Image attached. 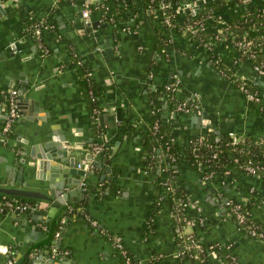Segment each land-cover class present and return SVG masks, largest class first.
I'll return each mask as SVG.
<instances>
[{
	"label": "crops",
	"instance_id": "obj_1",
	"mask_svg": "<svg viewBox=\"0 0 264 264\" xmlns=\"http://www.w3.org/2000/svg\"><path fill=\"white\" fill-rule=\"evenodd\" d=\"M143 1L132 0L137 10L135 20L121 18L115 20L114 26L106 23L104 28H97L99 32L87 33L77 18L78 9L61 0H21L17 9L11 8L6 0H0V102L8 89L26 87V94L36 101L33 107L37 110L33 112L30 108L24 115L17 111L9 131L3 134L1 127L6 120V109L0 104V177L8 169L12 176L15 174L20 166L19 156L15 155L19 150L25 148L27 154L31 143L51 133L82 143L71 148L69 154L75 165L87 160V154L91 155L88 160L99 164L92 165L86 175L78 177L79 186L86 194L77 203L66 204L57 211L41 202L22 200L34 203V210L46 213L36 216L39 219L35 226L39 231L29 225L23 227L24 232L17 230L18 220L11 217L13 211L6 210L2 214L3 209L0 210L1 264H6L7 260L16 264L18 255L19 264H26L27 257L23 255L31 257L42 251H47L58 264H121L115 249L88 225L84 214L97 220L142 264H147L153 252L158 253L161 264H190L181 263L177 257L175 222L171 215L173 201L163 188L166 173L160 167L150 171L141 163L150 119L153 115L160 116L171 123L173 141L179 146L189 145L190 140L205 134L207 128L216 134L264 136V114L259 113L254 103L247 101L226 76L220 75L219 68L211 65L205 46L194 43L188 33L178 29L169 34L171 45L166 57L155 49L158 18ZM207 1H192L197 7L195 13L202 10ZM250 2L264 4V0L245 1ZM241 9L242 6L222 10L220 15L228 20ZM99 13H92L97 21ZM25 14L53 25L52 30L40 34L41 41L49 47L48 53L42 54L37 39L28 36ZM185 14L179 11L178 25L184 23ZM58 21L63 24V31ZM127 27L133 32L129 33ZM65 30L74 31L73 41L64 36ZM96 34L99 35L97 41ZM108 34L112 35L109 57L100 47L109 40L105 36ZM11 45L15 46L10 48ZM68 50L90 66L92 79L99 88L94 117L85 109L75 70L65 64ZM213 53L230 65L224 48L214 44ZM234 66L237 77L254 76L248 61L237 59ZM174 75L181 81L177 97L195 96L209 126L196 120L194 114H175L165 99L161 114L157 110V114L154 113L148 91L169 82ZM255 83L264 97V77H256ZM35 112L42 118L38 119ZM93 144L103 146L100 154L91 153ZM177 170L176 184L182 183L187 190V215L192 221L185 226V234L194 233L204 244L231 245L240 264H264V242L237 231L221 203L223 198L249 201L254 197L257 203L253 215L264 227V179L237 170L222 177L192 167L183 160L178 161ZM38 180L46 183V180ZM89 193L92 197L88 204L85 199ZM21 213L26 215L29 211ZM150 217L153 227L146 233L145 224ZM198 218L203 219L201 226ZM30 249L34 251L29 253ZM226 255V250L224 255H211L207 263L228 264L224 259Z\"/></svg>",
	"mask_w": 264,
	"mask_h": 264
},
{
	"label": "built area",
	"instance_id": "obj_2",
	"mask_svg": "<svg viewBox=\"0 0 264 264\" xmlns=\"http://www.w3.org/2000/svg\"><path fill=\"white\" fill-rule=\"evenodd\" d=\"M8 5L10 7H18V4L21 2V0H6ZM60 1V0H58ZM67 3L74 8L78 9V12H80V20L82 23V26L87 27L89 25V17L91 15H94L92 13H95L97 11L101 12L100 19L97 21L96 27H99L101 23L105 22V16L110 15V9L112 5L117 4L118 6H122L124 8L129 7V4L133 3L132 0H65ZM153 1V0H151ZM194 0H181V2L178 5V13L179 11H184L185 18L184 23L180 26H182V30L186 33L191 34L190 39L193 38V36L196 35L197 30L200 29V31H206V32H212L213 36L210 38V41L207 43L202 44L201 46H205L206 49H210L211 44H216L222 46V43H224L228 36H231L232 33L227 27H223L228 20L224 18V16H220V20L217 21V25L213 27L207 26V22L215 19L216 15L210 14L207 17H203L199 20H193L191 19L190 22H186V17L190 13L192 15L195 14V7L192 5ZM187 3H189V6H187ZM263 4V3H262ZM264 5V4H263ZM171 7V4L165 0H160L158 5L156 7L149 6V10L152 11L157 18H161L162 22L166 25V27L169 29H172L174 24L172 22V16L171 13L168 12V9ZM132 9V8H131ZM191 11H194V13H191ZM95 16V15H94ZM96 18V17H95ZM188 19V18H187ZM131 21V19H129ZM193 21V22H192ZM109 24L112 26L116 25L115 22L111 17L108 18ZM54 27L51 23L43 20V19H34L32 22L28 23L25 26L26 31L32 35L35 39H37L38 47L41 50L42 54L48 53V49L40 42V34L41 31L44 30H52ZM173 30V29H172ZM172 30H170V33H172ZM127 31L130 33L133 32L131 27H127ZM169 33V34H170ZM60 37V35H58ZM244 39L236 41L235 47H237L241 51L242 56H248L249 59H253L256 56V53L258 51L262 50V43H256L251 39H248L246 36H248V32H245L243 35ZM210 47V48H209ZM226 49V48H224ZM246 56V57H247ZM211 63H213L216 67L219 66V59H209ZM236 63V61L234 62ZM76 64L80 65L81 60L77 59ZM263 64H255L252 66V70L255 72L254 76L252 78L249 77H240L242 80H249L252 83L255 82L256 77H264V68ZM219 73L221 76H226L225 72L223 70L219 69ZM86 75H90V73H87ZM149 78H152V75H149ZM181 81L180 78L177 75H174L173 78L163 84L162 89V95L161 99L164 97L169 96L170 94L176 95L177 92L180 90ZM238 91L244 96V98L249 101L250 103H257L261 101V93H258L257 91L250 90L246 82L244 81L237 87ZM15 95L16 92L14 89H8L6 93H4L1 97L0 104L4 105L6 109V120L4 124L1 127V131L3 134L7 133L9 131L11 121L16 118L18 115L16 106H15ZM172 110L175 112V114H181V113H189L194 114L195 116H198L200 118V121L203 125H206V119L203 117V111L202 108L198 102V100L195 98V96L190 97V99H184L181 102H178L175 107L172 108ZM154 111V110H153ZM152 111V112H153ZM93 113H97V109H93ZM154 113L157 114L156 110ZM158 128V120L156 119L153 121L152 129L155 131ZM208 131H212V129H208ZM230 138V145L233 146L232 150L236 151L235 155L231 162L234 166L226 168L220 176H226L230 174L232 170L240 171L246 175L254 176L262 178L264 177V165L261 164L259 161H255L252 158L257 157L258 155L256 153L252 152V149L254 147H258L264 151V136H257L248 138L247 137H239L236 136L234 133H229ZM189 144L193 146L194 149H197L201 147L202 145H205L207 148L211 149L212 152L210 154V159H217L219 155V145H220V138L218 136H214L211 141H209L208 138H206L203 135H200L192 140L189 141ZM169 148L168 145H166V150ZM103 150V146L101 144H93L91 148V153L94 155L100 154ZM250 154L251 156L247 158L246 160L242 159L243 155ZM158 162L166 161L163 167L161 168L162 171L166 173V178L163 182V188L165 192L168 193L171 200L173 201V213L171 214L173 216V220L175 222L174 232L176 236V244H177V257H183L184 255L188 254L189 257H192L194 259H198L200 256V261L204 262V259L206 257H209L211 255L218 254L216 252V248H225L227 251V263L228 264H240L238 261V258L232 253L231 245L228 244H209L205 245L201 240L192 233L185 234L184 228L185 225H191L192 221L189 219V216L187 215V207H188V201L187 197L183 198L179 195H177V187L176 184V177H177V169H173L172 171H169V161H175L176 157L172 154L165 153V151H160L158 153ZM76 168L81 169L84 172L89 171L92 168V163L90 160H85L82 163H76ZM168 173V174H167ZM251 192H253V188L251 189ZM249 201L244 200H233L228 198H223L221 200V203L223 207L228 211V214L230 218L233 219L237 231H241L249 235L253 239L261 240L264 242V227L257 222L254 221V215H253V209L256 206V201L251 204L249 209H245L244 206L247 205ZM35 208V204H29L27 202H22L18 199L14 198H5L1 197L0 199V210L5 209L9 211H19V212H25L30 211ZM85 221L88 223L90 227H92L98 234L102 235L106 241L110 243V245L117 250L119 253H121L125 258V264H132V258L127 255V249L124 247V245L116 240L115 237L110 235L103 227L102 225L95 219L90 218L86 214H84ZM198 224L201 226L203 224V219L198 218L197 220ZM183 223V224H182ZM57 232L55 233V237L57 236ZM137 264H142L139 260H136ZM6 264H11V260H7ZM208 264V263H204Z\"/></svg>",
	"mask_w": 264,
	"mask_h": 264
},
{
	"label": "trees",
	"instance_id": "obj_3",
	"mask_svg": "<svg viewBox=\"0 0 264 264\" xmlns=\"http://www.w3.org/2000/svg\"><path fill=\"white\" fill-rule=\"evenodd\" d=\"M160 0H144L143 4L147 5L148 7L151 6L156 7L158 5ZM171 4V7L168 9V12L171 13L172 16V22L174 24L173 30L169 29L166 27V25L162 22L161 18H158V22L156 24V29H155V49L163 55V57H166L168 54V47L171 45V39L169 37L170 30L176 31L178 29H181L182 26L177 24V18L179 16L178 13V5L181 2V0H165ZM246 0H208L207 3H205L204 8L194 15L188 14L186 17V22H190L191 19L193 20H199L203 17H207L210 14H215L216 18L212 19L207 22V26L213 27L217 25V21L220 20V15L222 10L226 9H235L238 8L239 6H242V9L237 12L231 19H228V21L222 25L223 27H227L232 35L228 36L226 41L222 43V46L226 48L225 50L229 54V62L230 65L225 64L224 59L213 53V48H214V43L210 45V49L207 50L206 52V58L215 60L219 59L220 63L219 66L216 67L213 63L211 65L215 68H219L220 70H223L226 74L227 80L229 82H232L233 85L237 88L241 83L244 81L246 82L247 87L252 90V91H257L260 93L258 85L255 82H251L249 80H242V78L237 77L234 72H235V61L237 59L245 60L250 63L251 66L255 64H263L264 65V5L261 3H256V2H250V3H245ZM61 2L67 3L65 0H61ZM68 4V3H67ZM20 6L18 5L17 8ZM136 5L135 3L129 4V7H122L118 6L117 4L112 5L110 9V15L105 16V22H108V18L111 17L114 21L121 19V18H127V19H133L135 20L136 18L134 17L137 14L136 10ZM14 9V7H11ZM15 8V9H17ZM131 12H129V9H131ZM188 18V19H187ZM32 16L29 14H25L24 20L26 23H30L34 20ZM193 22V21H192ZM24 31V30H23ZM245 32H248V36H246L248 39L253 40L256 43H262V50L258 51L256 53L255 58L249 59L247 56H242L240 53L241 51L235 47V42L244 39L243 35ZM190 35L188 33V36L190 38ZM30 38H33L32 35H28ZM192 36V35H191ZM213 33L212 32H206V31H200L197 30L196 35L191 38V40L198 44L202 45L204 43H207L210 41V38H212ZM41 43L47 48L46 44L41 41ZM49 48V47H48ZM47 48V49H48ZM49 51V49H48ZM72 50H68V60L66 61V65L73 68L75 70L76 76H77V83H78V88L82 94V100L85 106V109L87 110V113L90 116L94 117L93 109L98 108V102L96 100V97L99 93V88L96 83H94L92 79V71L90 66L87 63H84L77 55L73 54ZM80 59L81 64L77 65L76 60ZM264 68V66H263ZM218 71V69H216ZM219 72V71H218ZM87 73H90V75H86ZM255 74V72L253 71ZM162 89L163 85L160 87H157L154 90H149V97L151 100V108L154 110L159 111V113L162 110V104L165 99V102L170 105L171 108L175 107V105L178 102H181L184 100L183 98L177 97V95L170 94L167 97H164L161 99L162 95ZM256 106V110L264 114V97H261V101L254 103ZM161 114V113H160ZM91 121L93 118H90ZM158 120V128L154 131L152 129V124L153 121ZM150 129L147 131L146 137L143 141V155L144 158L141 160V163L144 167L149 169L150 171L156 170L158 167H163L166 161L158 162V153L162 150L165 151V153L172 154L173 156L176 157L175 161H169L168 163L170 164L169 166V171H172L173 169H178V161H186L189 163L192 167L195 168H201L205 170L206 172H212L213 174H223L224 170L229 167H233V164L231 162L232 158L237 155L235 154L236 151H233L232 148L233 146L230 145V138H229V133L227 132H221V133H214L213 131H206L204 136L209 139V141L212 140L214 136H218L220 138V145H219V155L217 159H210V154L212 152L211 149L207 148L205 145H202L201 147L197 149H194L192 145H184V146H179L173 141V134H172V124L167 123L162 120L160 116H152L150 119ZM94 130L95 128L92 127ZM248 138H252L251 136H246ZM166 145L169 146V148L166 150ZM253 153H256L258 156L252 158L255 161H259L261 164L264 165V151L258 147H254L252 149ZM238 156V155H237ZM251 155H243L242 159L246 160L249 158ZM160 168V169H161ZM168 174V173H167ZM177 174V173H176ZM223 177V176H222ZM264 179V177H262ZM177 195L185 198L187 197V190L185 189L184 185L182 183L178 184L177 187ZM1 199V197H0ZM24 201V200H23ZM256 200L254 197L249 200L247 205L244 206L245 209H249L251 204L255 202ZM173 212V208H172ZM150 217L145 224V232L149 233L152 230V221ZM254 221L258 223V221ZM183 224V223H182ZM260 224V223H258ZM186 224L185 226H187ZM261 225V224H260ZM175 227V224H174ZM196 236V235H195ZM197 237V236H196ZM198 239V237H197ZM209 244H214L213 242L207 243L205 245ZM116 254L119 257V261H121V264H125V258L124 256L119 253L117 250ZM216 252L224 255L225 248H216ZM127 255L132 258V264H137L138 262L136 259L130 254V252L127 250ZM201 257V256H200ZM200 257L198 259H194L192 257H189L188 254L184 255L183 257L179 258V261L181 263H184L185 261H188L190 264H204L205 262H208V257H206L203 261H200ZM225 257V256H224ZM227 262V258H224ZM161 259L158 256V253L153 252L150 254L147 264H161Z\"/></svg>",
	"mask_w": 264,
	"mask_h": 264
},
{
	"label": "water",
	"instance_id": "obj_4",
	"mask_svg": "<svg viewBox=\"0 0 264 264\" xmlns=\"http://www.w3.org/2000/svg\"><path fill=\"white\" fill-rule=\"evenodd\" d=\"M189 6V3H187ZM197 10V7H195ZM194 13V11H191ZM77 18L80 19V12H77ZM59 22V21H58ZM81 22V20H80ZM59 26L63 31V24L59 22ZM97 21L94 15L89 17V25L84 28V31L89 33L90 31H96L97 28L101 29L106 26V23H102L99 27H96ZM65 37H69L72 41L74 40V31H64ZM98 34V33H97ZM95 36V40L99 39V35ZM107 39L100 47L103 49V52L107 57L111 56V34L105 35ZM15 45H11L12 48ZM14 88V87H13ZM34 88V87H33ZM15 106L16 110L24 115L25 111H37L33 106L36 105V101H33L30 97L27 96L26 87H15ZM28 105V106H27ZM27 112V114H28ZM38 119L42 117L36 115ZM203 117L206 119L205 113ZM102 118V117H101ZM99 118V119H101ZM196 120H200L196 116ZM206 125L209 126L208 120H206ZM218 133V132H217ZM53 135H56L53 136ZM77 141H72L71 139H65V136L60 133H51L47 135L46 138L40 139L38 142L31 143L28 147L26 154V149L18 151L15 155L19 156L17 162L20 164L15 174L12 176L8 170L4 176L0 177V197L5 198H14L20 201L30 200L34 203H44L50 208L58 209L66 204H74L82 196L85 195V191L79 186L80 180L78 177L86 175L87 173L81 169H77L74 158L69 156L71 148L75 145H81ZM91 155L87 154L86 159H90ZM92 165L98 166L97 161H92ZM108 169H106L107 171ZM42 172H45V175H42ZM102 178V176L100 177ZM38 179L46 180V183H39ZM92 194L89 193L85 199L89 204L91 201ZM87 208V207H86ZM6 210L1 211L2 214H5ZM63 213V212H61ZM43 211L37 209H32L28 214H23L17 210L11 213V217L15 221L18 220L16 229L24 232L23 227L29 225L32 230H38V227L35 226V221L39 218L36 216L45 215ZM29 219V220H28ZM68 219L66 216L65 221ZM47 221V219H45ZM34 249H30L29 253H32ZM27 257L26 264H58L54 257H50L47 251H42L33 254L31 257L23 255V258ZM16 264L20 263L19 255L17 257ZM21 258V257H20ZM1 264V263H0Z\"/></svg>",
	"mask_w": 264,
	"mask_h": 264
},
{
	"label": "rangeland",
	"instance_id": "obj_5",
	"mask_svg": "<svg viewBox=\"0 0 264 264\" xmlns=\"http://www.w3.org/2000/svg\"><path fill=\"white\" fill-rule=\"evenodd\" d=\"M192 234H194V233H192ZM195 235V234H194Z\"/></svg>",
	"mask_w": 264,
	"mask_h": 264
}]
</instances>
